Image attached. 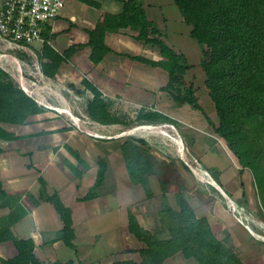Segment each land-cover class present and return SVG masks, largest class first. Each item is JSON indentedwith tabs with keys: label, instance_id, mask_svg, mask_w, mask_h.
I'll return each mask as SVG.
<instances>
[{
	"label": "trees",
	"instance_id": "16d2710c",
	"mask_svg": "<svg viewBox=\"0 0 264 264\" xmlns=\"http://www.w3.org/2000/svg\"><path fill=\"white\" fill-rule=\"evenodd\" d=\"M83 1L100 5L98 0ZM121 2L120 12H105L95 27L86 28L89 35L87 44L91 46L90 58L99 62L107 53L113 51L105 42L108 31H117L124 27L138 29L135 37L156 46L163 58L156 60L129 53L128 56L154 66L160 65L167 70L169 79L165 88L176 101L188 102L202 110L215 131L225 138L240 163L251 169L264 206V0H175L186 22L192 26V36L203 47L201 65L206 74L205 84L219 118L215 124L201 106L194 85L185 79V73L191 66L186 55L162 37V32L146 15L141 0ZM50 28L48 26L44 30L46 39L39 51V57L43 72L53 76L58 72L62 61L76 47H69L65 54L58 52L48 42ZM6 76L7 72L0 68V121L23 123L30 114L44 110L22 88L6 79ZM84 83L94 93L88 104L90 114L97 117L98 112H102L103 118L107 119V104L102 90L87 78H84ZM140 117L168 118L151 110H145ZM17 136L0 124V138L14 139ZM121 148L130 178L148 186L150 175H157L152 153L133 141L123 142ZM107 164L105 159L99 160L96 183L84 198H92L98 193L96 189L104 181ZM40 181V198L52 202L64 222L59 237L66 244L74 246L75 228L71 207L65 204L57 191H46L43 177H40ZM147 193L148 196L153 195L151 189H147ZM28 195L34 203L39 201L31 193ZM164 197L166 203L162 214L168 236L161 237L145 228L137 216L130 212L129 230L144 242L145 246L140 248L143 258L141 261L116 260L112 264H165V260L178 251H182L185 257H194L200 264L241 263L233 245L227 241L229 237L226 240L219 238L208 218L196 214L184 194L183 187L179 185L175 192V204L169 201L166 193ZM6 205L13 210L0 217V241L12 240L19 253L9 259L0 256V264H45L34 251V239L18 237L12 229L13 224L28 212L29 207L22 201V194H9L0 180V206ZM53 264L84 263L68 260Z\"/></svg>",
	"mask_w": 264,
	"mask_h": 264
},
{
	"label": "crops",
	"instance_id": "0c3cea01",
	"mask_svg": "<svg viewBox=\"0 0 264 264\" xmlns=\"http://www.w3.org/2000/svg\"><path fill=\"white\" fill-rule=\"evenodd\" d=\"M98 1L100 2L99 6L83 0H66L61 13L49 25L51 28L48 34V42L54 49L65 54L69 47H76V50L62 61L59 68L68 61L82 63L83 69L88 73L86 75L97 81L98 87L104 93H111L114 96L129 95L124 94L122 89L124 86L132 87L126 85V83L133 79L132 89L134 93L131 95L144 97L149 102L150 106L146 111H158L168 117L166 119L144 118L143 120L151 123H175L174 121H178L190 127L194 137L189 138L187 143L201 158L203 166L208 169L216 182L206 181L205 184L207 192L210 194L215 193V198L211 199L207 205V212L199 214L196 205L190 203L198 216L208 218L218 237L216 226L222 231L226 229L231 238L238 241L230 230V225L225 219L219 217L216 211L220 210L228 217H235L226 208L224 197L233 200L232 196L246 195L251 199L254 192L252 188L254 179L252 171L241 165L237 156L220 136L210 132L205 134L200 131L201 128H205L206 121L201 120V117L204 116L201 109L192 106L188 102H178L172 98L171 100L167 99V91L162 86L168 82V73L154 76L152 68H147L146 64L143 67L132 64L126 69L121 68L122 53L141 54L156 60L162 58L161 52L157 53V56H153L152 46L147 45L143 40L124 34V31L131 27L108 31L105 42L113 51L107 53L99 62H94L90 58L91 46L87 44L89 35L86 28L95 27L98 19L105 12L118 13L122 10L121 0ZM141 2L148 18L162 32V37L186 55L191 64L187 71L192 70L195 66L203 69L201 65L204 56L202 46L192 36V26L186 22L175 0H141ZM118 36L120 37L117 38ZM43 43L44 41L38 40L36 45L39 51L42 49ZM80 44L82 45L79 46ZM192 51L196 52V60H192L187 54ZM108 62L113 64L111 68L107 66ZM185 78L194 85L196 95L206 113L208 115H210L209 112L216 113L214 101L205 84L206 74L205 77L199 79L195 73L188 75L186 72ZM203 85L207 88L208 108H205L200 101L199 87ZM41 138V136L32 137L37 146L34 149L33 158L30 157L28 160L22 158L24 155L19 154L18 151L10 150L9 145L3 143L9 144L19 140V138L12 141L0 138V180L3 188L11 195L22 194V201L29 207L28 212L13 224L14 233L22 238L32 237L35 242L34 251L45 264H53L56 261L66 262L68 260L80 261L84 264H112L116 260L124 259L141 261L143 256L140 248L144 247L145 244L129 230L128 226V213L133 205L129 203V206L126 205L124 210V205H121L120 202L119 192L105 190L103 186L105 182L97 187L98 193L94 197L84 198L96 183L98 172L96 165L90 163L92 166L89 168L84 167L81 165L82 163L78 164V159L76 161L66 153L61 158L52 146L42 149L41 144L44 141ZM175 142L182 147L177 138ZM54 144L60 143L56 141ZM82 156L89 161L87 157ZM222 157L230 159L229 166L223 164ZM172 161L174 166L178 168L177 176L180 173L187 179L179 160L172 159ZM124 164L126 167L125 162ZM120 168L118 171L122 172L123 169ZM126 171L130 177L127 169ZM155 176V174L150 175V183L155 184ZM40 177H43L46 182V191L48 193L57 191L65 204L72 209L75 228L74 246L66 244L59 237L64 222L53 203L40 198ZM130 180L133 184H138L131 178ZM247 181L248 186L246 185ZM130 190L132 191L128 192L129 198L135 199L136 190L133 191V188ZM28 193L34 195L39 201L34 203ZM12 210L13 208L9 205L0 206V217L7 215ZM132 212L137 216L141 225L155 232L150 225L151 218L148 217L150 212L147 209L144 213L135 207ZM219 238L222 239L221 236ZM18 253V248L12 240L0 241V256L2 258H13ZM165 264L200 263L194 257H185L182 251H178L169 256L165 260Z\"/></svg>",
	"mask_w": 264,
	"mask_h": 264
},
{
	"label": "rangeland",
	"instance_id": "374dc122",
	"mask_svg": "<svg viewBox=\"0 0 264 264\" xmlns=\"http://www.w3.org/2000/svg\"><path fill=\"white\" fill-rule=\"evenodd\" d=\"M137 33L138 29L133 27L124 31V34L133 37ZM35 44H38V41ZM147 45L150 44L147 43ZM150 46L153 49L152 55L157 56L160 50L154 45ZM206 47L208 49V46ZM9 51L13 52L20 59V63L13 61L11 58L0 61V68L7 72L6 79L23 89L20 80L21 75H23V82L33 92L28 93L23 90L44 109L42 112L30 114L27 117V121L23 123L0 121L1 125L18 135L17 138L19 140L17 141L10 142L9 144L3 142L4 145H9L10 150L18 151L19 154L24 155L22 158L26 160L30 157L33 158L32 155L37 144L32 137L41 136L42 141H44L41 144L42 149L52 146L61 158L66 153L76 161L78 159V164L82 163L81 165L84 167L89 168L92 166L90 163H93L98 169L99 160L105 159L108 163L105 178L102 183L104 184L105 182L103 185L105 190L119 192L121 197L120 202L121 205H124V210L125 206L129 203L133 205L129 209V213L132 212V209L135 210V207L142 212L147 209L150 212L148 216L151 218L150 225L160 236L168 235L165 217L162 214V209L166 203L164 193L167 194L169 201L175 204V192L179 185L184 188V194L189 202L196 205L199 214L207 212V205L211 199L215 198V193L210 194L206 191V176L204 177L202 174L193 173L177 151V146L182 152L186 149L189 156L193 154L201 161V158L192 150L190 144L187 143L189 138L194 137L192 129L178 121H174L177 130L171 127H165L169 133H163L157 129L144 130L142 128L138 129V127L134 128L137 125L148 122L143 120L140 115L148 109L150 104L144 97L131 95L134 93L132 89L134 85L133 79L126 83V85L132 87L124 86L122 89L124 94L129 95L114 96L111 93H104L102 91L103 98L107 104V116H105L107 119L103 118L104 113L102 112H98V116L93 117L88 110V104L93 98L94 93L84 83V78L91 80L95 85H97V81L90 79L91 76L86 75L88 73L83 69L82 63L68 61L58 69L55 75L51 76L42 70L39 50L36 51L37 55L23 50L10 49ZM187 54L192 60H196V52L192 51ZM128 57V53H122L120 64L122 69H126V67L128 68L132 64L141 67L146 64L147 68H152L154 76L168 73L160 65L154 66L142 60L131 57L129 59ZM107 66L111 68L113 64L108 62ZM187 73L188 75L195 73L199 79L205 77L204 70L198 66L193 67ZM205 87L204 85L199 87V95L203 106L208 108V101L206 99L207 88ZM162 88L167 91V99H174L169 90L165 88V85ZM51 106H56L58 109ZM209 114L207 113L214 120V124L219 121L217 111L216 113L209 112ZM201 120L206 121L205 128H201L200 131L205 134L207 132L216 134L227 143L224 137L217 134L213 124L208 121L205 114L201 117ZM177 132L183 139L177 136ZM52 137L55 138L53 139ZM176 138L181 142L182 147L175 142ZM141 139H145L146 141L142 142ZM9 140L12 141L13 139ZM56 141L60 144L55 145L54 143ZM125 141L138 143L147 152L152 153L154 168L157 171L155 184L149 183L148 186H144L141 183L133 184L131 182L126 171L127 166L125 167L124 164L125 155L121 148L122 143ZM184 145H186V148ZM82 155L87 157L89 161L84 159ZM172 159L179 160V164L187 179L180 173L177 176L178 168L174 166ZM229 161V158L222 157V162L225 166L230 165L231 161ZM119 168L123 169L122 172L118 171ZM247 168L250 169L249 167ZM168 177L170 180H167ZM162 180L166 182H162ZM212 182L214 183V181ZM246 183L248 186V181ZM252 183L254 192L251 199L246 195L232 196L233 200L224 197V203L229 212L234 214L232 209L233 202L236 206L237 214L246 223H249L254 230L251 229L249 231L237 218L233 216L228 217L220 210L216 211L219 217L227 221L230 225V230L238 239V241H234L226 229L222 231L216 226L219 237L221 236L224 240L229 237L227 241L233 245V249L241 259L240 264H264V206L255 178ZM132 188L133 191L134 189L136 190L135 199L129 198L128 195V192L132 191L130 190ZM147 189L152 190V196H148Z\"/></svg>",
	"mask_w": 264,
	"mask_h": 264
},
{
	"label": "built area",
	"instance_id": "2783aa9c",
	"mask_svg": "<svg viewBox=\"0 0 264 264\" xmlns=\"http://www.w3.org/2000/svg\"><path fill=\"white\" fill-rule=\"evenodd\" d=\"M65 4L66 0H0V61L11 58L13 61L20 63V59L15 56L13 52L9 51L10 49L23 50L37 55L36 51L38 49L35 42L38 40H45L43 34L44 30L52 24L54 18L61 13ZM23 78V75H21L20 80L23 89L28 93L33 92L23 82ZM136 127L144 130L157 129L163 133H169L165 127L176 129L175 124L171 122H147L137 125L134 128ZM177 136L181 137L178 132ZM184 146L186 148V145ZM177 151L193 173L202 174L204 177L206 176V180L210 183L215 181L197 156L193 154L189 156L186 149L182 152L179 150L178 146ZM223 193L226 195L224 191ZM232 209L238 221L243 223L249 231L253 229L249 223H246L237 214L236 206L233 202Z\"/></svg>",
	"mask_w": 264,
	"mask_h": 264
},
{
	"label": "bare ground",
	"instance_id": "6f19581e",
	"mask_svg": "<svg viewBox=\"0 0 264 264\" xmlns=\"http://www.w3.org/2000/svg\"><path fill=\"white\" fill-rule=\"evenodd\" d=\"M28 90V89H27ZM51 107H53V108H55V109H58L56 106H51ZM179 137V136H178ZM179 138H181V137H179ZM182 139V138H181ZM214 183H216L215 181H214Z\"/></svg>",
	"mask_w": 264,
	"mask_h": 264
}]
</instances>
